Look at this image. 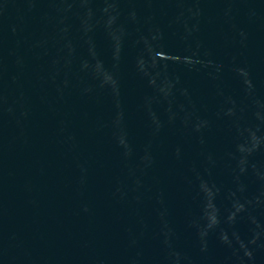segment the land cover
Instances as JSON below:
<instances>
[{
    "label": "water",
    "instance_id": "95a60500",
    "mask_svg": "<svg viewBox=\"0 0 264 264\" xmlns=\"http://www.w3.org/2000/svg\"><path fill=\"white\" fill-rule=\"evenodd\" d=\"M0 264H264V0H0Z\"/></svg>",
    "mask_w": 264,
    "mask_h": 264
}]
</instances>
